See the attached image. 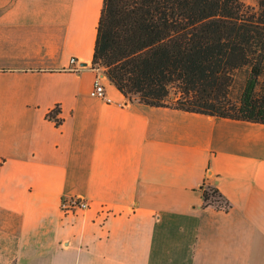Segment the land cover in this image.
I'll list each match as a JSON object with an SVG mask.
<instances>
[{"label":"crops","instance_id":"obj_1","mask_svg":"<svg viewBox=\"0 0 264 264\" xmlns=\"http://www.w3.org/2000/svg\"><path fill=\"white\" fill-rule=\"evenodd\" d=\"M103 6L0 0V264H264V124L96 97Z\"/></svg>","mask_w":264,"mask_h":264},{"label":"trees","instance_id":"obj_2","mask_svg":"<svg viewBox=\"0 0 264 264\" xmlns=\"http://www.w3.org/2000/svg\"><path fill=\"white\" fill-rule=\"evenodd\" d=\"M258 3L253 11L242 0H104L93 67L104 68L131 102L137 95L151 107L264 124V0ZM202 190L205 207L226 201L216 187Z\"/></svg>","mask_w":264,"mask_h":264},{"label":"built area","instance_id":"obj_3","mask_svg":"<svg viewBox=\"0 0 264 264\" xmlns=\"http://www.w3.org/2000/svg\"><path fill=\"white\" fill-rule=\"evenodd\" d=\"M79 61L76 58H72L70 60L71 65H78ZM78 70L80 67L77 68ZM94 69L97 72L96 80H95V95L99 99H102L103 101H106L108 103H112V99L108 96L105 85H104V79L106 77L105 69L102 67H94ZM60 112L61 109L59 106L55 107L53 110H51L48 114V118L54 121L57 125H61L63 120L60 117ZM207 186L210 187H216L215 185L212 184H206ZM217 206L221 209L228 210L229 206L227 205L226 201L223 199H220L219 202L216 203ZM90 208L89 202L78 196L74 197H67L63 199L62 201V210L65 214H74L78 211H85Z\"/></svg>","mask_w":264,"mask_h":264},{"label":"rangeland","instance_id":"obj_4","mask_svg":"<svg viewBox=\"0 0 264 264\" xmlns=\"http://www.w3.org/2000/svg\"><path fill=\"white\" fill-rule=\"evenodd\" d=\"M243 3L250 9L253 11H257L259 9V3L258 0H242ZM106 73V70H105ZM245 76H246V72L245 71H241L236 75V83L233 86V91H232V96L235 99L240 98L241 93H242V89L245 83ZM132 102L133 101H138L139 97L137 95H132Z\"/></svg>","mask_w":264,"mask_h":264},{"label":"water","instance_id":"obj_5","mask_svg":"<svg viewBox=\"0 0 264 264\" xmlns=\"http://www.w3.org/2000/svg\"><path fill=\"white\" fill-rule=\"evenodd\" d=\"M88 64L87 63H83V66H87Z\"/></svg>","mask_w":264,"mask_h":264}]
</instances>
